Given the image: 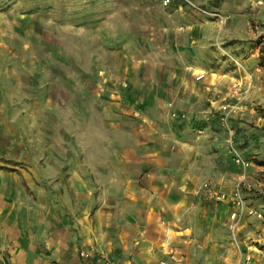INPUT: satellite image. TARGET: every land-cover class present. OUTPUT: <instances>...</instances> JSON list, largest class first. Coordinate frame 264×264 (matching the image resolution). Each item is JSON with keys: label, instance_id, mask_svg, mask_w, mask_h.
<instances>
[{"label": "rangeland", "instance_id": "1", "mask_svg": "<svg viewBox=\"0 0 264 264\" xmlns=\"http://www.w3.org/2000/svg\"><path fill=\"white\" fill-rule=\"evenodd\" d=\"M196 23L198 41L183 45ZM262 46L264 0H0V264L19 252L26 218L15 229L4 196L26 211L61 181L91 211L108 182L107 216H123V241L81 248L79 264L264 258ZM181 193L189 202L169 213L165 200Z\"/></svg>", "mask_w": 264, "mask_h": 264}, {"label": "crops", "instance_id": "2", "mask_svg": "<svg viewBox=\"0 0 264 264\" xmlns=\"http://www.w3.org/2000/svg\"><path fill=\"white\" fill-rule=\"evenodd\" d=\"M3 2H5V0H3ZM5 14L6 12H4V15ZM22 21L25 22L23 28L28 30V26L30 24L29 21L31 20L27 16ZM203 29L204 24L201 23L190 24L189 26H187V29L184 30L185 36L183 39L185 41L183 45H185L186 43L192 44L193 42L198 41L199 33ZM108 35L118 37L117 32L110 34L108 33ZM117 46H119V44H117ZM88 129L84 131V138L87 139L86 143L89 144L90 142L87 134L89 132L92 134L95 130L91 128L90 130ZM98 131L102 132L101 130ZM94 146L97 147L95 143ZM89 147L90 144L89 146L85 145V149H88ZM76 148V142L69 147L70 152L68 153V158L72 162L75 157H73L74 155L72 154L71 150H76ZM73 165H75L74 162ZM61 182L64 184L63 181ZM63 184L60 183L59 188L55 193L52 194V200L49 198L45 200L38 199V201L36 202L32 200V202H34L35 204L29 202L28 200L24 201L25 203L21 201V204L23 203L22 205H24V207H27L28 210L26 211L23 210L17 203V205L13 203V197L17 196L16 194L9 192L4 196L7 206L11 207L13 211L11 219L14 228L15 223L17 222V218L21 219V213H26L24 222L20 220V236L18 235V241L20 244L19 252H13L14 254L13 256H11L8 264H13L14 262L15 264H53L52 261L55 264H79L78 251L81 248L85 246H95L96 249L100 251L109 250L114 240L113 236L115 235L118 243L123 241L122 238L124 237V229L123 226H121L123 222V218H121L123 217L122 214L120 213L115 216L114 223H112L107 216L109 208H106L105 206H109L111 204L108 200V191L109 189H113L109 186L108 182H104L105 185L103 187L101 185L98 187L97 191L99 192L98 197L100 207L92 211L89 210L90 207L86 205V202H74L73 199L72 203L71 200L67 199V197H69L68 194L72 193L70 188L68 189V191H64V188H61V185ZM170 197L171 201L165 200L164 202V207L170 210L169 213H171L174 207L178 208L181 207V205H185L187 202H189V195H186L185 193L176 194L175 196L170 195ZM48 201L53 203V215L51 217L48 216L45 219L39 218L38 214L41 217H45L46 210H44L42 205L47 204ZM217 203L221 205L226 210V212L231 211V205L229 204L228 200L219 201ZM152 207L157 209V207L160 206L152 205ZM224 212L225 211H221L218 214ZM89 213H92V216L89 215ZM165 213V219L171 217L168 216L167 212ZM33 214L37 215L35 219L33 218ZM9 219L10 218H8V220ZM49 221H53L52 228H50V225L49 227L48 225H46V223ZM166 226L171 227L169 222H166L164 224V228ZM261 229L262 230L260 232L259 238L261 243H264V227H261ZM46 237L53 238L52 241L47 242L48 249H50V255L48 256V258L40 256L41 251L44 247L43 241L47 240ZM240 244L243 249L249 247L257 248L258 246V244L253 240H244ZM260 246H262V244H260ZM250 254L251 259L249 264H264V258H262V256H255L252 252ZM30 255H32L33 257ZM146 256L147 254H145L144 257H140L145 259L147 258Z\"/></svg>", "mask_w": 264, "mask_h": 264}, {"label": "built area", "instance_id": "3", "mask_svg": "<svg viewBox=\"0 0 264 264\" xmlns=\"http://www.w3.org/2000/svg\"><path fill=\"white\" fill-rule=\"evenodd\" d=\"M167 1V0H166ZM220 198H223V195H220L217 197V199H220ZM240 207H243V206H240ZM241 212V209L239 208L238 211H232L231 214H230V218L231 219H237L239 217V214ZM170 227L169 226H166L164 228V241L165 243L167 244L169 241H170ZM250 255H246L242 260L241 262H239L238 264H249L250 262Z\"/></svg>", "mask_w": 264, "mask_h": 264}, {"label": "trees", "instance_id": "4", "mask_svg": "<svg viewBox=\"0 0 264 264\" xmlns=\"http://www.w3.org/2000/svg\"><path fill=\"white\" fill-rule=\"evenodd\" d=\"M257 64L259 67L264 68V46H262L259 50V55H258V61ZM261 111L264 112V108H261ZM203 126L202 123H199L195 126L196 129H200ZM82 264V263H80Z\"/></svg>", "mask_w": 264, "mask_h": 264}]
</instances>
